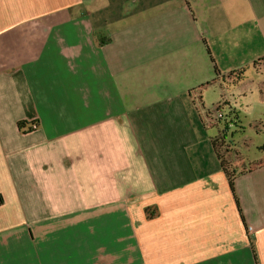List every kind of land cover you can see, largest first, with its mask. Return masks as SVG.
Wrapping results in <instances>:
<instances>
[{
  "label": "crops",
  "instance_id": "obj_1",
  "mask_svg": "<svg viewBox=\"0 0 264 264\" xmlns=\"http://www.w3.org/2000/svg\"><path fill=\"white\" fill-rule=\"evenodd\" d=\"M234 127L264 154V0H0V264H264Z\"/></svg>",
  "mask_w": 264,
  "mask_h": 264
},
{
  "label": "rangeland",
  "instance_id": "obj_2",
  "mask_svg": "<svg viewBox=\"0 0 264 264\" xmlns=\"http://www.w3.org/2000/svg\"><path fill=\"white\" fill-rule=\"evenodd\" d=\"M236 128L234 127L233 130ZM231 134V133H230ZM228 136L227 147L224 148L225 158L230 161L244 160L246 163L258 160L264 156L261 150L256 146L260 138L249 136L236 129L232 135Z\"/></svg>",
  "mask_w": 264,
  "mask_h": 264
},
{
  "label": "trees",
  "instance_id": "obj_3",
  "mask_svg": "<svg viewBox=\"0 0 264 264\" xmlns=\"http://www.w3.org/2000/svg\"><path fill=\"white\" fill-rule=\"evenodd\" d=\"M23 124H24V122L20 123V127H22ZM231 190H232L233 193H235L234 186H233L232 182H231ZM235 199H236V203H237V206L239 208V211L241 212L240 207H239V203H238V199H237L236 196H235ZM0 202H1V198H0Z\"/></svg>",
  "mask_w": 264,
  "mask_h": 264
},
{
  "label": "built area",
  "instance_id": "obj_4",
  "mask_svg": "<svg viewBox=\"0 0 264 264\" xmlns=\"http://www.w3.org/2000/svg\"><path fill=\"white\" fill-rule=\"evenodd\" d=\"M219 116L220 117H222V115L221 114H219ZM37 123H35V122H32V123H30V125H28L29 126V128L28 129H35V128H37ZM249 230H252V227H249Z\"/></svg>",
  "mask_w": 264,
  "mask_h": 264
}]
</instances>
